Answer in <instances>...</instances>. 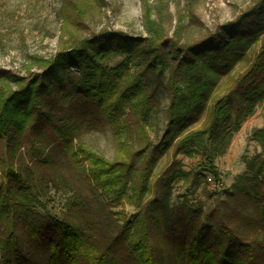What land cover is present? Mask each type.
I'll return each instance as SVG.
<instances>
[{
	"label": "trees",
	"instance_id": "obj_1",
	"mask_svg": "<svg viewBox=\"0 0 264 264\" xmlns=\"http://www.w3.org/2000/svg\"><path fill=\"white\" fill-rule=\"evenodd\" d=\"M142 25L141 37L104 29L78 39L36 58V72L0 68L2 264H264V127L251 130L260 151L245 159L244 173L211 206L183 201L165 213L157 187L164 179L150 182L163 157L179 154L200 156L194 175H216L224 133L264 100V0H253L192 41H180L179 24L167 36L145 5ZM116 56L121 59L108 64L106 58ZM225 76L229 86L217 95ZM153 82L166 95L157 139L148 131ZM59 103L71 113L54 116L51 108ZM74 110L98 114L107 124L110 158L74 142ZM55 154L93 193H105L111 202L132 200L135 211L115 220L112 231L94 219L80 224L68 213L57 218L35 211L47 197L49 179L61 178L56 168L53 174L43 170L55 166ZM177 165L172 160L163 173ZM190 184L191 191L199 186L196 179Z\"/></svg>",
	"mask_w": 264,
	"mask_h": 264
},
{
	"label": "rangeland",
	"instance_id": "obj_2",
	"mask_svg": "<svg viewBox=\"0 0 264 264\" xmlns=\"http://www.w3.org/2000/svg\"><path fill=\"white\" fill-rule=\"evenodd\" d=\"M252 2L253 0H0V68L19 75L39 71L36 58L46 59L58 49L104 29L122 31L133 37L144 36V5L150 9L151 18L162 24L167 36H171L179 24L180 41H192L232 20ZM258 47L259 42L252 46V50H257ZM120 59L121 57L116 56L106 58V61L114 64ZM239 69L238 65L233 75ZM229 83L228 77H223L215 94L223 93ZM151 86L154 88L155 104L148 131L157 139L163 128L166 95L160 86L154 87V82ZM52 108L54 116L71 113L69 109L63 111L60 103ZM73 113L74 121L79 126L74 142L81 140L91 149L110 158L113 143L107 124L98 114L85 115L79 110H74ZM256 127H264V100L257 103L236 128L224 133L214 158L216 175L208 171H200L197 176L194 175L198 171L200 156L179 154L175 158L163 157L154 168L150 182L155 183L159 177L164 179V184L159 182L157 187L163 194L165 213L183 201L204 209L218 199H223L224 190L230 188L244 173L245 159L260 151L257 142L251 139V130ZM56 157H59L58 154H55L53 160ZM172 160H176L178 165L170 172L163 173ZM54 168L58 169L61 178L49 179L47 197L42 199V205L35 206V211L57 218L68 213L80 224H83L85 218L94 219L108 231L115 229V220L120 221L123 214L129 215L135 211L132 200L111 202L107 194L93 193L86 188L82 177L61 160H55V166L43 170L53 174ZM180 171L188 175L181 176ZM3 178L0 173V182ZM195 179L199 186L191 191L190 183ZM78 202H83L84 205L79 207ZM73 204L76 205V210L72 209ZM16 228L21 246L26 250L24 230L20 225ZM35 251L38 252L37 249Z\"/></svg>",
	"mask_w": 264,
	"mask_h": 264
}]
</instances>
